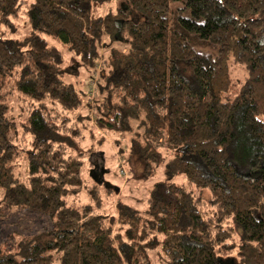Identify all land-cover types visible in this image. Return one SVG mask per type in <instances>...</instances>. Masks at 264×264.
I'll return each mask as SVG.
<instances>
[{
    "label": "trees",
    "instance_id": "obj_1",
    "mask_svg": "<svg viewBox=\"0 0 264 264\" xmlns=\"http://www.w3.org/2000/svg\"><path fill=\"white\" fill-rule=\"evenodd\" d=\"M175 3L181 28L215 54L169 28ZM22 6L31 29L13 38ZM45 35L94 73L101 100L66 81L75 62L65 68ZM231 60L247 75L226 99ZM90 120L129 136L127 179L159 178L142 208L102 210L99 184L83 177L91 149L63 142H80ZM83 189L92 203L69 200ZM6 206L51 228L19 259L0 247V264H264V0H0V219Z\"/></svg>",
    "mask_w": 264,
    "mask_h": 264
},
{
    "label": "rangeland",
    "instance_id": "obj_2",
    "mask_svg": "<svg viewBox=\"0 0 264 264\" xmlns=\"http://www.w3.org/2000/svg\"><path fill=\"white\" fill-rule=\"evenodd\" d=\"M25 1L27 3H31L34 0ZM119 5L120 3L118 2L110 3L100 8L99 12L102 13L110 6L117 9ZM120 8L123 9V6L120 5ZM24 10L25 8L22 6L18 16L11 18L17 28L13 32H10L8 36L20 38L29 34L31 27L28 23L26 14L23 12ZM186 14L187 11L183 10L180 4H173L170 12L166 15L169 20V28L184 35L190 45L215 54L216 48L213 45L206 40L199 38L196 34L189 33L185 29L181 28L178 23L179 18L185 16ZM44 37L49 44L56 46L62 52L65 57V68L71 67L72 62H75L73 64L75 68L71 67L66 69V81L72 82L78 89H84L86 94L89 95L85 97L86 103L92 104L98 99L101 100V97L98 95L96 90V81L92 80L91 77L94 76V73L77 63L78 58L75 54L69 52L64 44L50 36L45 35ZM117 46L123 47L122 45ZM100 53L102 58L99 59L98 65H100V61L106 54V48L101 47ZM229 63L231 85L228 92L225 94L226 99L234 98L247 75L243 64L237 63L233 60ZM98 65L96 68H98ZM19 109L20 105L16 103L15 112H19ZM81 112L83 115L86 114L85 110ZM74 116L76 117V113H70L73 126H80V121L75 120ZM92 125L93 121L90 120L86 127H81L80 142L77 138L69 137H65L63 142L67 144L68 150L73 154L79 151L86 153V150L89 148L91 149L89 156L84 155L85 166L83 169V177L87 179L88 176H90L99 184V192L103 201L102 210H106V212L115 211V207L119 200L124 204L142 208L144 200L148 197V191L152 183L159 178H156V175L155 177H151L146 180L138 179L137 177H134V179L132 177L127 179L129 178V171L127 170L125 162V154L127 153L125 149H127L126 147L129 136H120V134L113 132H104ZM102 137L104 140L100 143L99 140ZM116 140L118 142H116ZM118 146H122L123 150H119ZM123 152L124 154H122ZM24 168L25 164L22 163L20 170L21 175L25 174ZM91 172L93 173L95 179L91 176ZM237 172L241 175H248L250 173L247 167L239 165H237ZM85 185L89 187L92 186V183L86 182ZM108 189L112 192L109 193ZM69 200L74 201L77 204L92 203V199L88 196L85 189ZM4 211L5 215L2 219H0V247L8 252H16L17 254H15V256L19 259L21 257V253L18 250V246L22 244L28 236L40 231L49 230L51 228V222L44 216H40L14 206H6ZM154 262L155 264H159L156 259H154ZM222 264H234V262L226 261Z\"/></svg>",
    "mask_w": 264,
    "mask_h": 264
},
{
    "label": "water",
    "instance_id": "obj_3",
    "mask_svg": "<svg viewBox=\"0 0 264 264\" xmlns=\"http://www.w3.org/2000/svg\"><path fill=\"white\" fill-rule=\"evenodd\" d=\"M91 176L95 179V177H94V175H93V173L91 172Z\"/></svg>",
    "mask_w": 264,
    "mask_h": 264
}]
</instances>
